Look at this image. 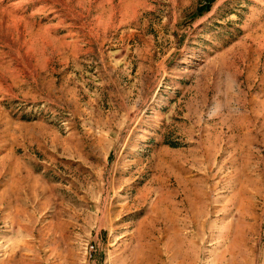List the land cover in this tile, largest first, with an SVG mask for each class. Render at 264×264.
<instances>
[{
  "label": "rangeland",
  "instance_id": "374dc122",
  "mask_svg": "<svg viewBox=\"0 0 264 264\" xmlns=\"http://www.w3.org/2000/svg\"><path fill=\"white\" fill-rule=\"evenodd\" d=\"M209 1L0 0V264H146L177 229L264 264V0Z\"/></svg>",
  "mask_w": 264,
  "mask_h": 264
},
{
  "label": "crops",
  "instance_id": "0c3cea01",
  "mask_svg": "<svg viewBox=\"0 0 264 264\" xmlns=\"http://www.w3.org/2000/svg\"><path fill=\"white\" fill-rule=\"evenodd\" d=\"M179 233V234H178ZM182 231L179 229L174 230V234L163 236L162 242L164 243L163 249H164V255L166 253L170 257H161L158 256V260L154 261L152 258H147L145 261L146 264H196V255L194 254L195 246L194 241L192 238L189 237H183L181 235ZM124 236H119L116 240V244L121 243L122 246H120L119 250L121 252V255L126 254L127 252V246L126 241L124 240ZM120 241V242H119ZM119 245V244H118ZM114 261L110 260V263L112 264ZM117 264H128L129 258L128 257H119L116 260ZM116 264V263H115Z\"/></svg>",
  "mask_w": 264,
  "mask_h": 264
},
{
  "label": "trees",
  "instance_id": "16d2710c",
  "mask_svg": "<svg viewBox=\"0 0 264 264\" xmlns=\"http://www.w3.org/2000/svg\"><path fill=\"white\" fill-rule=\"evenodd\" d=\"M213 1H214V0L209 1L208 4H207V6L203 9V11H204V10H207V9L209 10V8H210V6L212 5Z\"/></svg>",
  "mask_w": 264,
  "mask_h": 264
}]
</instances>
